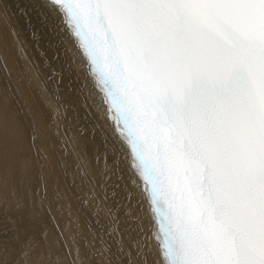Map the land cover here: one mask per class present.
I'll return each instance as SVG.
<instances>
[{"label": "water", "instance_id": "1", "mask_svg": "<svg viewBox=\"0 0 264 264\" xmlns=\"http://www.w3.org/2000/svg\"><path fill=\"white\" fill-rule=\"evenodd\" d=\"M57 6L65 23L77 16L66 25L143 181L160 252L264 264V0H227L211 28L185 25L171 0H116L111 19L94 0L91 19L78 0Z\"/></svg>", "mask_w": 264, "mask_h": 264}, {"label": "bare ground", "instance_id": "2", "mask_svg": "<svg viewBox=\"0 0 264 264\" xmlns=\"http://www.w3.org/2000/svg\"><path fill=\"white\" fill-rule=\"evenodd\" d=\"M130 157L63 11L50 0H0V254L6 264H163ZM58 158L76 173L71 208L53 209L61 225L69 212L78 223L64 237L71 256L63 245H51L54 221L40 206L42 185L50 198L54 179H64ZM144 236L151 243L146 256L133 245Z\"/></svg>", "mask_w": 264, "mask_h": 264}, {"label": "snow or ice", "instance_id": "3", "mask_svg": "<svg viewBox=\"0 0 264 264\" xmlns=\"http://www.w3.org/2000/svg\"><path fill=\"white\" fill-rule=\"evenodd\" d=\"M96 9L103 8L104 15L107 18H112L113 5L116 3V0H94ZM54 3L57 5L66 4V0H54ZM78 3L85 6L84 11L88 15L89 19H91L93 15V0H78ZM171 3L174 7L178 9L177 17L182 18L183 23L189 27H203V28H211L217 22L218 18L213 15V11L226 7L227 0H171ZM68 8L65 7V12H68ZM8 17V13L3 15V19ZM77 16L75 14H70L69 20L66 22L69 26H72L74 22H76ZM114 28L119 32V21H113ZM261 40L264 41V35L261 36ZM77 158L80 160V167L84 168L83 159L77 153ZM45 160L48 159L47 155L44 157ZM57 166L62 170V175L64 177L63 181L60 180L59 176H57L52 184V194L51 197H48V186L47 184L42 185L40 191L44 192V197L41 198L40 206L42 208L47 209L49 214V219L54 221L53 228L55 229V233L52 236L51 245L56 249H59L61 245L64 246L65 253L68 256L72 255L71 249L67 247V241L65 240V233L71 229L74 225L78 227V223L75 219L71 218V213L69 212V220L61 225L60 219L57 215H53V209L55 208L58 212L62 211L64 208H71L72 200L75 198L76 194V173L70 172L69 167L66 162L59 160L57 161ZM86 171V169H85ZM47 198V203H45V199ZM190 205L192 211H196L197 209V197L194 190H190L189 194ZM128 214V213H126ZM44 238L46 241L49 240L47 233H44ZM133 245L137 251L138 255L146 256L151 251V243L150 238L144 236L140 239H136L133 241ZM159 246V242H158ZM35 245L29 243L27 245V249L29 251L35 250ZM78 250V246H77ZM25 257H27L28 253H22ZM161 259L163 264H172L171 256L172 250L170 247L166 249H162L160 252ZM0 264H6L4 257L0 254ZM147 264V261L144 262ZM217 264H240L239 261H218Z\"/></svg>", "mask_w": 264, "mask_h": 264}, {"label": "rangeland", "instance_id": "4", "mask_svg": "<svg viewBox=\"0 0 264 264\" xmlns=\"http://www.w3.org/2000/svg\"><path fill=\"white\" fill-rule=\"evenodd\" d=\"M41 28H42V26H41V24H40V28L38 27V29H37V30H41ZM43 32H44V31H43ZM44 34H45V32H44ZM45 37H46V38H48V36H47V35H46ZM49 37H50V36H49ZM49 42H50V41H49ZM106 155H108V158H110V157L112 158V156H109V153H108V152H107V154H106ZM110 155H111V153H110ZM115 181H116V180H111L112 184H113ZM111 182H110V183H111Z\"/></svg>", "mask_w": 264, "mask_h": 264}]
</instances>
